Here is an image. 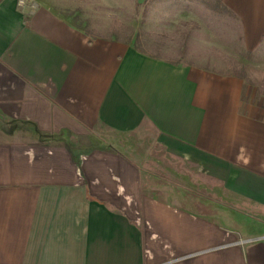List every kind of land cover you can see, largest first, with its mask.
<instances>
[{
  "label": "crops",
  "instance_id": "1",
  "mask_svg": "<svg viewBox=\"0 0 264 264\" xmlns=\"http://www.w3.org/2000/svg\"><path fill=\"white\" fill-rule=\"evenodd\" d=\"M126 1L127 41L0 0V264H264V119L215 70L264 0ZM156 148L235 207L145 191Z\"/></svg>",
  "mask_w": 264,
  "mask_h": 264
},
{
  "label": "rangeland",
  "instance_id": "2",
  "mask_svg": "<svg viewBox=\"0 0 264 264\" xmlns=\"http://www.w3.org/2000/svg\"><path fill=\"white\" fill-rule=\"evenodd\" d=\"M126 3V0H28L30 8H50L88 32L104 33L110 38L125 41L133 37L137 21V10ZM238 31L240 33V28ZM239 37L241 38L240 35ZM145 39L149 41L150 38L146 36ZM227 54H231L232 64L236 65L215 70L241 77L244 82L243 111L260 112L255 116L264 119V48L257 52L238 51L236 60L233 59L235 53ZM162 151L158 148L150 150L154 162L144 173L145 191L163 199L173 196L179 202L189 199L194 206L202 200L210 207L214 203L235 207V203L230 201L229 194L221 186L214 188L209 184H199L195 164L169 158Z\"/></svg>",
  "mask_w": 264,
  "mask_h": 264
},
{
  "label": "built area",
  "instance_id": "3",
  "mask_svg": "<svg viewBox=\"0 0 264 264\" xmlns=\"http://www.w3.org/2000/svg\"><path fill=\"white\" fill-rule=\"evenodd\" d=\"M21 4H25L26 0H20Z\"/></svg>",
  "mask_w": 264,
  "mask_h": 264
}]
</instances>
